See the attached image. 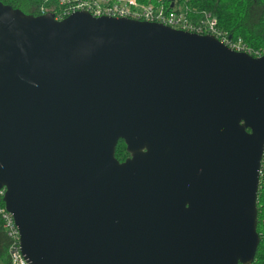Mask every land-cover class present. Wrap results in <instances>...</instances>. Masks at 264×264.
<instances>
[{"label": "water", "instance_id": "obj_1", "mask_svg": "<svg viewBox=\"0 0 264 264\" xmlns=\"http://www.w3.org/2000/svg\"><path fill=\"white\" fill-rule=\"evenodd\" d=\"M263 154L264 55L0 4V190L28 264H252Z\"/></svg>", "mask_w": 264, "mask_h": 264}, {"label": "built area", "instance_id": "obj_2", "mask_svg": "<svg viewBox=\"0 0 264 264\" xmlns=\"http://www.w3.org/2000/svg\"><path fill=\"white\" fill-rule=\"evenodd\" d=\"M48 1V0H47ZM55 20L61 21L73 13L86 12L94 18H123L133 21L157 23L174 30L199 36L210 35L232 51L244 53L253 58L264 55L263 49L247 46L240 39H227L217 29V22L207 11L191 6L189 0H55ZM44 15L45 12L41 10ZM4 190H0L3 197ZM0 220L9 239L8 257L10 264H28L20 249V235L12 215L3 207Z\"/></svg>", "mask_w": 264, "mask_h": 264}, {"label": "trees", "instance_id": "obj_3", "mask_svg": "<svg viewBox=\"0 0 264 264\" xmlns=\"http://www.w3.org/2000/svg\"><path fill=\"white\" fill-rule=\"evenodd\" d=\"M145 2L146 0H140ZM0 4L24 14L40 16L54 13L55 0H0ZM191 6L207 11L215 18L217 29L227 39L241 40L247 46L264 50V0H189ZM126 147L119 141L115 159L122 163L128 158ZM4 207L0 197V209ZM257 232L260 242L252 264H264V154L260 166V184L257 195ZM9 239L4 233L0 220V262L10 264L8 257Z\"/></svg>", "mask_w": 264, "mask_h": 264}, {"label": "rangeland", "instance_id": "obj_4", "mask_svg": "<svg viewBox=\"0 0 264 264\" xmlns=\"http://www.w3.org/2000/svg\"><path fill=\"white\" fill-rule=\"evenodd\" d=\"M0 264H1V262H0Z\"/></svg>", "mask_w": 264, "mask_h": 264}, {"label": "flooded vegetation", "instance_id": "obj_5", "mask_svg": "<svg viewBox=\"0 0 264 264\" xmlns=\"http://www.w3.org/2000/svg\"><path fill=\"white\" fill-rule=\"evenodd\" d=\"M129 157V156H128Z\"/></svg>", "mask_w": 264, "mask_h": 264}]
</instances>
